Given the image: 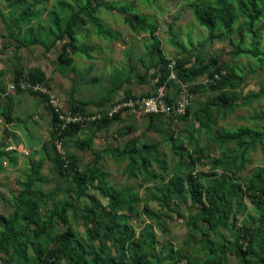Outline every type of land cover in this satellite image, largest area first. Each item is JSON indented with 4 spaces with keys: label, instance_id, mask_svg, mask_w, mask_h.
Here are the masks:
<instances>
[{
    "label": "rangeland",
    "instance_id": "1",
    "mask_svg": "<svg viewBox=\"0 0 264 264\" xmlns=\"http://www.w3.org/2000/svg\"><path fill=\"white\" fill-rule=\"evenodd\" d=\"M230 1L238 9L242 0ZM87 2L96 10L94 17L99 27L85 14ZM97 3L102 6L96 7ZM245 6V12L238 13L229 39L221 41L208 38L209 31L196 21L190 0H0V150H9L0 156V216H12L16 198L29 182L31 189L44 197L33 219L20 217L11 226L18 233L25 232L28 238L18 243V251L0 252V264H23L19 252L34 264L38 258L36 244L51 248L54 234L68 226L76 238L88 241L87 228L92 225L85 218L86 207L93 204L90 197L98 207L106 208L109 190L120 194L121 202L132 199V212L120 205L116 216L134 231V241L139 237L144 242L141 248L132 242L125 245L127 264H135V251L147 255L146 264H264V196L260 191L264 175L259 176L264 170V137L248 141V146L234 141L220 144L216 139L219 133L239 128L264 133V62L237 53V48L264 51V0H258L263 14L252 29L245 15L254 14L247 3ZM127 15H139L157 26L154 38L171 62L186 57L196 65L198 56L206 70L198 77L181 81L174 70L175 63L171 70L168 67V81L174 84L166 87L167 102L173 110L184 104L182 114L151 119L131 108L120 113L117 122L101 128L82 126L74 137L62 142V156L73 158L74 169L94 176L85 197H78L72 176H61L54 162L49 96L59 98L64 109L78 102L87 103L83 113L97 115L126 100L155 94L160 87V73L152 67L159 60L157 52L150 53L154 39L131 29L125 21ZM66 30L79 48L75 54L68 53L69 64L58 59L67 40ZM221 30L220 24L214 32ZM213 56L224 67L222 74L234 72L242 79L235 89L232 107L220 103L219 91L212 89L219 79L217 74L213 79L208 75L215 69L208 65ZM20 69L24 75L15 82ZM37 71L44 73V84L26 80L28 73ZM8 112L10 123L5 121ZM129 140L135 141L137 149L156 145L148 157L152 175L149 179L141 167L133 164L127 168L128 160L121 152ZM19 147L28 150L29 155L14 150ZM245 148L247 152L243 153ZM187 172L200 175L205 183L225 180L228 187L241 188L234 190L224 224L213 232L202 219L201 207L191 202L189 194L183 193L179 200L172 197L168 204L157 199L169 179ZM99 179L103 183L99 184ZM98 185L103 193L96 189ZM58 202L73 206L67 211L68 223L54 221L55 229L34 236L32 231L42 229L50 208ZM145 206L150 213L144 211ZM99 216L105 219L104 214ZM127 233L124 227L113 232L107 247L117 246L120 251L118 240ZM246 234L255 246L243 263L235 255L236 242L245 247ZM99 238L91 243L96 250L103 244L104 237L100 234Z\"/></svg>",
    "mask_w": 264,
    "mask_h": 264
},
{
    "label": "trees",
    "instance_id": "2",
    "mask_svg": "<svg viewBox=\"0 0 264 264\" xmlns=\"http://www.w3.org/2000/svg\"><path fill=\"white\" fill-rule=\"evenodd\" d=\"M10 1V0H4ZM191 7L195 16L196 21L202 27L207 28L208 38L214 39L217 38L221 41H227L232 32V27L238 17V13L245 12L246 3L250 6V10L254 15H245L248 20V24L251 29L254 26V23L259 20L263 14L261 8L258 7V0H246V3H243V0L239 4L237 9L235 5L230 0H207V3H203L202 0H190ZM90 2H87L85 6V14L87 18L91 21H95L94 13L95 8L90 7ZM200 5V6H199ZM102 6L97 3L96 7ZM125 21L130 25L131 29L138 30L140 32L148 33L154 39L152 43L150 53L153 55L154 52L158 53L159 60L157 63L152 65V67L157 68L160 73V77L157 82V86L166 85L170 87L174 84L172 81H168L170 71L168 65L171 60L168 59L165 55L162 54L159 48V42L154 38V35L157 31V26L155 24L147 22L144 18L139 15H134L133 17L127 15ZM71 22V21H70ZM96 22V21H95ZM98 27L99 23L96 22ZM222 30L215 33L214 29L217 25H220ZM69 27L71 26L68 25ZM254 34V32H253ZM66 43L63 46L62 52L60 53L58 59L61 63L69 64L71 59L68 58V53L75 54L79 52L77 46V41L75 40L72 33L66 30ZM237 53L243 55H250L254 58H260V61L264 62V51L257 52L252 51L251 49H240L237 48ZM197 64L195 65L193 61H189L186 57L176 58L174 60L175 66L174 70L179 80L186 81L195 77L200 76L206 70V65L204 64L198 56L195 57ZM208 65L214 66L215 69L208 73L211 79L217 74L219 79L212 85L213 90L219 91L218 100L220 103L224 104L225 107H232L233 102L236 99L235 89L241 83L242 79L238 74L231 72V74H222L224 67L219 64V61L215 56L210 57ZM218 65V66H217ZM24 70L20 69L16 71L15 82H18L24 75ZM27 81L31 84H44V73L37 71L35 73H28ZM48 100V97L44 96ZM139 99V98H137ZM135 100V99H133ZM122 103V102H121ZM87 103L78 102L75 106H72L69 110L78 112L86 116H93L95 114H84L82 107L86 106ZM48 106L51 110L52 115V132L50 136L51 148L55 153L54 162L58 168V173L61 176H72V181L74 183V191L78 197H85V192L87 187L92 185V180L94 176L86 172H78L74 169L75 161L71 156H62V153L56 152V145L54 141L61 140V142L66 141V139L72 138L76 135L79 129L82 126L91 127L96 125L98 128L108 126L113 122H117L120 119V113L126 109H121L118 113L113 114L112 117H103L96 120H90L88 122L70 124L66 129H64L60 134L57 132L58 119L56 114L53 112L51 106L48 103ZM115 107V106H114ZM151 119L159 117L158 115L147 114ZM5 121L10 123V114L8 112L5 115ZM264 137V133L260 131H254L249 128H239L234 132H222L216 136V139L220 144L234 141L239 145L248 146V141L256 142L260 141ZM80 145H83L80 144ZM47 146V145H46ZM45 146V148H46ZM156 150V145L147 144L143 145L141 149H137L134 140H129L121 154L128 160L127 168H130L133 164L139 166L144 171L145 175L149 179L152 175L148 170V157L150 153ZM247 152L245 148L243 153ZM8 151L0 150V156L7 155ZM66 155V154H65ZM217 163L220 164V161ZM38 168V166H37ZM216 175V174H214ZM264 175V170L259 173V176ZM98 183H103L101 179L98 180ZM89 184V186H88ZM25 190L19 194L16 198V208L13 211V214L10 218H4L0 216V252L7 253L8 250L18 251V243L23 241V238L27 239L25 232L18 233L11 226L18 222V219L22 217L26 220L33 219L39 212L40 208L43 206L44 197L42 195L36 194L32 189V184L29 182L26 185ZM97 190H100L103 193V189L100 185L96 186ZM234 190L240 191L241 188L238 185L227 186V181H213L212 183H205L201 180L200 175H194L192 172H187L181 175H175L173 178L168 180L167 185H164L160 190V196L157 199L161 200L164 203H167V200L172 197L175 200H179L183 193H187L190 196L191 202L193 204H198L203 212L202 219L207 224L209 231H215L218 226L224 224L227 219V210L229 204L232 200ZM262 195L264 196V186L260 188ZM109 192H111L109 190ZM108 194V207H98L96 200L93 197H90L93 204L90 207H86L87 219L91 223L92 227L87 228L88 241L82 242V240L76 238L74 231L69 226L65 228L64 231L54 234V245L51 248H44L39 243L36 244L38 258L34 264H127L126 262V251L125 245L128 242H132L136 248H141L144 242L138 240H133L135 233L131 228H127L124 220H121L116 216V214L121 211L119 206L123 205L125 209L129 212H132L131 203L132 199L129 201L121 202L120 194L118 193H109ZM89 197V196H88ZM133 199L138 200L135 195ZM168 204V203H167ZM166 205V204H165ZM72 204L69 202H58L52 208L48 218L43 224V227L40 231H32L34 236H40L45 232H51L55 229L56 225L54 221H57L59 224L66 225L68 223L67 211L72 208ZM99 208V211L97 209ZM108 209V211H106ZM144 211L150 213L148 208L145 206ZM102 213L104 214L105 219L99 216ZM101 217V218H100ZM121 227H124L128 232L125 237H120L118 240V246L120 251H118L117 246L107 247L106 241L111 238L113 232L118 231ZM259 233L260 231H256ZM103 236V244L99 247V250L91 244L92 240L98 239ZM248 234V233H247ZM247 234L245 237H247ZM150 239L153 240V236L149 235ZM100 239V238H99ZM255 239H257L255 237ZM254 242L247 237V245L244 247L243 243L240 241L236 242V253L237 257L242 259V262L245 263V257L247 253H252L254 251ZM262 247V246H261ZM115 249V250H114ZM20 260L24 261L23 264H29L26 255H22L19 252ZM135 264H146L148 257L146 254H138L136 251L132 256ZM264 262V248H263V257ZM65 261V263H62ZM209 264H213L212 261Z\"/></svg>",
    "mask_w": 264,
    "mask_h": 264
},
{
    "label": "built area",
    "instance_id": "3",
    "mask_svg": "<svg viewBox=\"0 0 264 264\" xmlns=\"http://www.w3.org/2000/svg\"><path fill=\"white\" fill-rule=\"evenodd\" d=\"M174 62H171L168 67L171 70L173 68ZM174 76L171 75V79ZM13 88V87H12ZM38 85H35V90H38ZM49 105L51 106L53 112L56 114L58 119L57 124V132L60 134L64 129H66L70 124H76V123H82V122H88L90 120H96L101 118V114L93 115V116H86L83 114H80L78 112L71 111L69 109H64L62 103L60 102L59 98L56 96H49L48 100ZM184 104L180 103L178 104V108L176 110H173V108L169 105L167 102V94H166V86H160L158 90L155 92L154 95L147 97V98H141V99H135V100H126L125 102H122L121 104H117L113 109H111L109 112L104 113L103 117H112L113 114L118 113L121 109H138L144 112L145 114H151V115H163V116H170V115H179L182 114L184 111ZM177 119L173 117V123H176ZM56 150L59 153H62V142L61 140L55 141ZM6 148L5 151H9ZM14 150L19 151V153L23 154L24 156L29 155V151L24 148H14ZM3 164L5 165L6 162L3 161Z\"/></svg>",
    "mask_w": 264,
    "mask_h": 264
},
{
    "label": "crops",
    "instance_id": "4",
    "mask_svg": "<svg viewBox=\"0 0 264 264\" xmlns=\"http://www.w3.org/2000/svg\"><path fill=\"white\" fill-rule=\"evenodd\" d=\"M3 102H4V104H6L4 100H3ZM21 148H22V147H21Z\"/></svg>",
    "mask_w": 264,
    "mask_h": 264
}]
</instances>
